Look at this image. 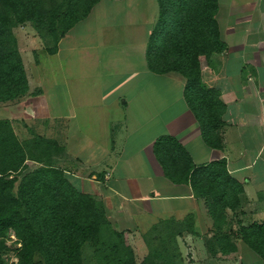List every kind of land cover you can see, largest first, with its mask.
Returning a JSON list of instances; mask_svg holds the SVG:
<instances>
[{"label": "crops", "instance_id": "1", "mask_svg": "<svg viewBox=\"0 0 264 264\" xmlns=\"http://www.w3.org/2000/svg\"><path fill=\"white\" fill-rule=\"evenodd\" d=\"M164 1L98 0L53 55L29 25L13 29L28 92L0 107V120L22 141L37 135L57 142L66 179L102 203L136 260L146 257L143 237L153 226L189 221L193 232L177 237L184 264H264L240 238L241 227L264 224V0H215L216 34L225 47L203 64L200 79L225 106L212 133L220 149L203 138L185 100V78L149 69ZM161 137L174 139L193 168L224 160L242 186L239 205L225 211V234L236 249L228 257H213L205 244L215 235L206 200L183 173L173 175L176 182L166 177L154 152Z\"/></svg>", "mask_w": 264, "mask_h": 264}, {"label": "trees", "instance_id": "2", "mask_svg": "<svg viewBox=\"0 0 264 264\" xmlns=\"http://www.w3.org/2000/svg\"><path fill=\"white\" fill-rule=\"evenodd\" d=\"M77 1L62 0L48 15L35 0H0V101L13 102L28 92L12 29L29 23L46 52L53 55L58 41L97 2L78 16ZM215 9V0L164 1L149 41L147 61L154 73L177 72L185 78V100L203 138L209 146L220 149L212 133L222 125L225 106L218 91L208 89L200 79L203 64L225 47L216 34ZM168 19L172 20L171 29L164 27ZM159 31L165 34L161 43ZM154 152L167 178L176 182L173 175L183 173L194 195L206 200L215 233L205 242L209 253L225 258L235 252L225 234V211L236 209L243 189L228 173L225 161L193 168L188 154L169 137L157 139ZM61 155L55 140L33 135L22 141L9 121L0 120V264H40L37 256L43 264H82L86 243L93 246L95 264H184L177 237L184 231L193 232L189 221L153 226L143 237L148 253L138 263L126 233L113 229L102 203L77 192L66 179L58 165ZM27 162L39 166L29 170ZM9 231L20 244L15 263L3 259ZM240 238L264 261V224L241 227Z\"/></svg>", "mask_w": 264, "mask_h": 264}, {"label": "rangeland", "instance_id": "3", "mask_svg": "<svg viewBox=\"0 0 264 264\" xmlns=\"http://www.w3.org/2000/svg\"><path fill=\"white\" fill-rule=\"evenodd\" d=\"M35 1L43 9V11L48 12L47 13L48 15L50 13H53V11L56 9V7L62 2V0H35ZM96 1H98V0H78L77 4H76V12L75 13L78 16H81L85 12L87 7L91 6ZM166 22H167V24L164 25V27L166 29H171L172 25H173L172 20L168 19ZM27 25H29V27H31V25L29 23H24L22 25H17L13 29H18V28H21V27L27 26ZM13 29H12V33H13ZM33 33L36 37H38V34L36 33V31L34 29H33ZM25 35H29V33H26ZM157 35H159L158 36L159 37L158 43H161V40L165 37V34L163 31H159V33H157ZM41 42H43V41L41 40ZM48 43H49V41H48ZM43 44H44V42H43ZM48 46L50 47V46H52V44L49 43ZM157 85H158V90L162 91L164 88V83L159 81ZM11 103H12V101H0V107L7 106ZM16 134L18 135V137H20V139H22L24 137L23 134L18 130H17ZM27 134L28 133L26 132V135ZM32 137H33V135H32ZM27 165L29 167V170L39 166L38 164H35L33 162H27ZM5 246H6V249L3 251V259L9 263L17 262L15 254H16V250L20 247V244H19L18 240L16 239L13 231L8 232V236L5 240ZM36 261L39 262L40 264L41 263L43 264V262L39 256L36 257ZM137 262L141 263L142 262L141 258H137ZM82 264H95L94 255H93V246L90 243H86L82 248Z\"/></svg>", "mask_w": 264, "mask_h": 264}]
</instances>
